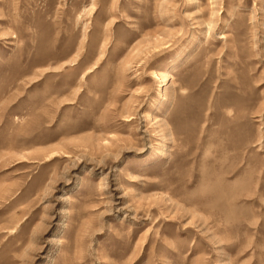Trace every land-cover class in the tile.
Instances as JSON below:
<instances>
[{
    "label": "rangeland",
    "instance_id": "rangeland-1",
    "mask_svg": "<svg viewBox=\"0 0 264 264\" xmlns=\"http://www.w3.org/2000/svg\"><path fill=\"white\" fill-rule=\"evenodd\" d=\"M0 264H264V0H0Z\"/></svg>",
    "mask_w": 264,
    "mask_h": 264
},
{
    "label": "bare ground",
    "instance_id": "bare-ground-1",
    "mask_svg": "<svg viewBox=\"0 0 264 264\" xmlns=\"http://www.w3.org/2000/svg\"><path fill=\"white\" fill-rule=\"evenodd\" d=\"M167 75H168V74H166V73L164 74V76H167ZM164 79H165V78H164ZM163 154H164V152H163Z\"/></svg>",
    "mask_w": 264,
    "mask_h": 264
}]
</instances>
